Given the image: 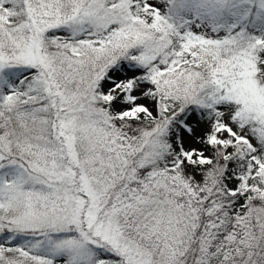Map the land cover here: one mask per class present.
Here are the masks:
<instances>
[{
  "label": "snow or ice",
  "instance_id": "obj_1",
  "mask_svg": "<svg viewBox=\"0 0 264 264\" xmlns=\"http://www.w3.org/2000/svg\"><path fill=\"white\" fill-rule=\"evenodd\" d=\"M0 264H264V0H0Z\"/></svg>",
  "mask_w": 264,
  "mask_h": 264
}]
</instances>
